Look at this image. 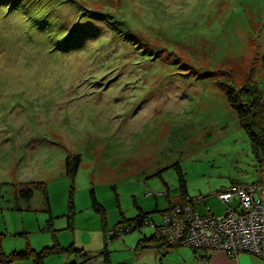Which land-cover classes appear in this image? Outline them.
<instances>
[{
  "label": "rangeland",
  "instance_id": "374dc122",
  "mask_svg": "<svg viewBox=\"0 0 264 264\" xmlns=\"http://www.w3.org/2000/svg\"><path fill=\"white\" fill-rule=\"evenodd\" d=\"M30 2L0 9V264H33L9 256L55 242L106 248L109 264H195L189 247L136 250L152 225L110 232L139 212L160 222L181 184L200 215L220 216L217 191L264 179L221 86L264 94V0Z\"/></svg>",
  "mask_w": 264,
  "mask_h": 264
},
{
  "label": "built area",
  "instance_id": "2783aa9c",
  "mask_svg": "<svg viewBox=\"0 0 264 264\" xmlns=\"http://www.w3.org/2000/svg\"><path fill=\"white\" fill-rule=\"evenodd\" d=\"M216 196L226 207L223 215H200L194 204L176 201L162 216L158 236L171 246L264 259V179L232 184Z\"/></svg>",
  "mask_w": 264,
  "mask_h": 264
},
{
  "label": "trees",
  "instance_id": "16d2710c",
  "mask_svg": "<svg viewBox=\"0 0 264 264\" xmlns=\"http://www.w3.org/2000/svg\"><path fill=\"white\" fill-rule=\"evenodd\" d=\"M42 4V7L36 11L37 13H33L34 16H38L43 12L44 6H46L47 4L45 2ZM31 5L32 3L30 2V0H0V9H9V12L11 10H17L21 13H23L24 11L29 12L32 10ZM61 36L62 35L58 37ZM261 63L264 71V48L261 53ZM221 86L226 92V97L230 106L233 110H235L237 114L240 126L245 130L249 137L254 156L259 161H264V94L259 84L256 81L250 80L244 83L239 88H236L233 84L227 82L221 83ZM79 165L80 158L78 156L71 158L68 157L66 159L67 174L73 177L77 173ZM181 189L182 193L180 198L173 202H169L168 208L161 212L162 216H164V214H167L172 204L176 201L181 203L194 204L193 207L195 208L196 201L194 202L193 198L185 195L183 184H181ZM18 194L23 199V201L30 202L34 196V190L27 185H22L19 189ZM43 197L48 204V197L44 189ZM91 198L93 206L97 207L98 203L95 200V197L92 195ZM97 210L100 211V206L97 208ZM151 215V213L139 212V214L134 218L122 220L110 232V240L116 239L119 236L139 231L144 227L152 225V227H154L153 233L150 236L143 235L141 238H139L136 244V250H139L140 252L142 250H153L160 252L161 250L177 247L171 246L164 239L156 236L161 221L156 222ZM192 250L194 253L200 251L195 249ZM62 253H65V255H71L73 258V260L66 264H95V261L97 259L102 260V264H109V252L106 248L97 252L96 254H90L89 252H85L84 250L75 248L74 244L63 248L57 242H55L51 247L43 248L39 252H36L35 250H32L30 248H26L20 252H13L9 256V258L12 260H26L30 258L33 260V264H44V259L48 255ZM203 257L207 258V256ZM3 259L4 258L0 259V263L3 262Z\"/></svg>",
  "mask_w": 264,
  "mask_h": 264
},
{
  "label": "crops",
  "instance_id": "0c3cea01",
  "mask_svg": "<svg viewBox=\"0 0 264 264\" xmlns=\"http://www.w3.org/2000/svg\"><path fill=\"white\" fill-rule=\"evenodd\" d=\"M181 247H184V246H181ZM174 248L175 249L180 248V246L168 248L166 250L170 251ZM193 255H194L193 259H194L195 264H264V261L261 262L260 260L258 261L255 258H252V257L250 258L243 254H239L236 257H232L230 255L226 256L223 254H217V259H216L214 257L216 256L215 252H211L209 250H202V251L200 250L197 253L193 252ZM203 256H207V258H204ZM255 257H258V256H255Z\"/></svg>",
  "mask_w": 264,
  "mask_h": 264
}]
</instances>
